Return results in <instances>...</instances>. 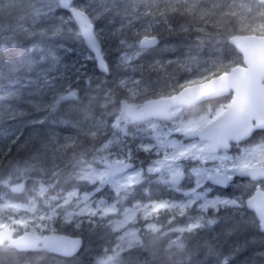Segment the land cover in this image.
<instances>
[{"label":"snow or ice","instance_id":"6c2138e0","mask_svg":"<svg viewBox=\"0 0 264 264\" xmlns=\"http://www.w3.org/2000/svg\"><path fill=\"white\" fill-rule=\"evenodd\" d=\"M10 51L0 264H264V0H0Z\"/></svg>","mask_w":264,"mask_h":264},{"label":"trees","instance_id":"16d2710c","mask_svg":"<svg viewBox=\"0 0 264 264\" xmlns=\"http://www.w3.org/2000/svg\"><path fill=\"white\" fill-rule=\"evenodd\" d=\"M115 24L116 26H119L120 21L118 18L116 19ZM39 39H40L39 37H33V38H29L28 40L21 41L20 43L27 48H31L33 47L34 43L39 42ZM184 43L185 42L182 40H173L171 44H162L160 46V49H157V54H159L161 50H168V49H174L178 52L182 51L184 50ZM61 54L65 55L63 53ZM74 54L75 52L65 55V60L66 61L74 60V57H73ZM18 55H19V52H15V51H10L7 55L0 54V66L11 63V58L14 56H18ZM88 71L90 73L94 71V67L91 62H89ZM10 78L12 77L0 76V88L4 87L8 83V80ZM63 112L77 119L79 117L84 116V112L82 109L73 111L71 105L66 106ZM97 114H98V110H97ZM53 127L58 133H60V135H75V130L72 129L70 125L61 126L60 124V125H54ZM62 129H68V131H61ZM229 243H231V241H229ZM95 244H96L95 248H91L92 250L88 248V252L86 254H82L78 260H72L70 258L64 259V258H60L55 255H52V256H49L47 259H45L44 264H91V261L95 257V253L99 251L100 248L102 247V242L100 241H96ZM255 250L260 251L261 249L259 247H256ZM224 251L226 252L227 248H225ZM252 254H253L252 249H249L248 251L242 253L239 257H237L235 264H245V261ZM144 257H147L148 264H179V260L181 259L180 256H177L175 260H172L169 257L165 256L164 254H161L160 257H153L151 252L146 251L144 255L141 257H136V256L130 257L128 259L127 264H145ZM203 258H204V251L201 250L199 255L193 257V264H197V261Z\"/></svg>","mask_w":264,"mask_h":264},{"label":"rangeland","instance_id":"374dc122","mask_svg":"<svg viewBox=\"0 0 264 264\" xmlns=\"http://www.w3.org/2000/svg\"><path fill=\"white\" fill-rule=\"evenodd\" d=\"M79 51V49H77V51L75 52V54H74V59H76L77 58V52ZM88 65H89V63H88ZM83 118V116L82 117H79L78 119H82ZM65 125H67V124H61V126H65ZM96 247V244H95V242L92 244V245H90L89 246V249L90 250H92L91 248H95Z\"/></svg>","mask_w":264,"mask_h":264},{"label":"flooded vegetation","instance_id":"af4514ba","mask_svg":"<svg viewBox=\"0 0 264 264\" xmlns=\"http://www.w3.org/2000/svg\"><path fill=\"white\" fill-rule=\"evenodd\" d=\"M229 191H231V189Z\"/></svg>","mask_w":264,"mask_h":264}]
</instances>
